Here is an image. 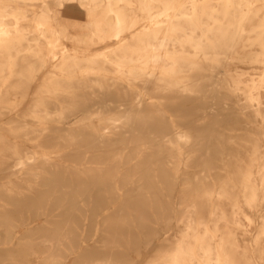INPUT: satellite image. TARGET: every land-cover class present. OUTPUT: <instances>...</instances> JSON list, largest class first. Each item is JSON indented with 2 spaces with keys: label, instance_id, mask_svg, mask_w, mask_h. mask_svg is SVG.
<instances>
[{
  "label": "bare ground",
  "instance_id": "bare-ground-1",
  "mask_svg": "<svg viewBox=\"0 0 264 264\" xmlns=\"http://www.w3.org/2000/svg\"><path fill=\"white\" fill-rule=\"evenodd\" d=\"M2 264H264V0H0Z\"/></svg>",
  "mask_w": 264,
  "mask_h": 264
},
{
  "label": "rangeland",
  "instance_id": "rangeland-1",
  "mask_svg": "<svg viewBox=\"0 0 264 264\" xmlns=\"http://www.w3.org/2000/svg\"><path fill=\"white\" fill-rule=\"evenodd\" d=\"M0 264H2V262L0 261ZM6 264V263H5Z\"/></svg>",
  "mask_w": 264,
  "mask_h": 264
}]
</instances>
